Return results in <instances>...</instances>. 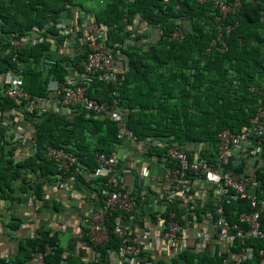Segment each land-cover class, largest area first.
<instances>
[{
	"label": "trees",
	"instance_id": "trees-1",
	"mask_svg": "<svg viewBox=\"0 0 264 264\" xmlns=\"http://www.w3.org/2000/svg\"><path fill=\"white\" fill-rule=\"evenodd\" d=\"M223 1L134 0L129 3L107 0L104 8L94 14V21L108 30L109 45L121 48L127 38H133L137 46L133 50H122L126 67L118 85H107L96 79L88 95L105 101L110 93L117 92L128 127L139 140L167 141V147L148 149L160 162L165 159L167 148L174 144H200L204 147L203 157L210 164L216 163L220 135L227 130L243 135L250 129V121L259 108L264 107V0L243 2L240 11L226 16L217 5ZM70 7L85 10L78 0H0L3 36L34 34L40 37L35 47L0 54V74L14 72L18 62L24 64L26 92L48 99L49 82H65L67 67L79 65L86 58L82 54L75 60L60 59L45 78L37 71L38 64L50 50L49 36L59 35L56 24ZM177 21L188 23L184 40H164L182 26ZM228 27L230 32L226 30ZM153 28L159 31L157 42L142 46V40ZM13 107L11 101L1 99L0 111ZM31 124L35 129L37 151L17 163L15 152L21 145L13 142L11 133L0 128V201L15 199L17 190L33 192L42 199L46 184L55 183L59 174L55 164L45 157L49 147H66L93 173L95 156L98 153L111 155L120 144L116 123L89 119L82 112L49 113L36 117ZM168 166L173 168L171 164ZM256 176L261 181L257 196L264 202V169L257 171ZM102 180L88 183L82 176L78 179L88 192L98 195ZM154 195L150 193L146 199L155 201L157 194ZM210 210L215 213L214 208ZM225 211L226 214L231 211L249 213L252 208L247 201H239L226 206ZM170 212H176L179 218L185 214V210L172 204L168 205L166 216ZM260 214L264 230V208ZM110 218V242L97 249L101 258L88 264H104L110 252H118L120 242L113 234L117 215ZM229 218L233 223L237 221V216ZM11 229L17 231L19 223ZM47 245L55 248L47 257V264H87L71 258L64 261L65 251L56 234L22 240L17 264H29L34 254L44 252ZM246 248H252L257 254L264 249V241H250ZM173 264H222V260L188 249Z\"/></svg>",
	"mask_w": 264,
	"mask_h": 264
},
{
	"label": "built area",
	"instance_id": "built-area-1",
	"mask_svg": "<svg viewBox=\"0 0 264 264\" xmlns=\"http://www.w3.org/2000/svg\"><path fill=\"white\" fill-rule=\"evenodd\" d=\"M132 3L134 0H127ZM184 1V0H180ZM254 3L255 0H225L218 3L220 13L224 16L234 14L241 10L243 2ZM203 2V0H198ZM90 24L85 27L83 37L84 54L86 55L79 65L70 64L65 73V82L52 80L47 86L49 98H39L26 92L24 89L23 69L24 64L18 62L17 70L8 74H0V101L7 99L13 103V108L3 113L13 112L20 116L24 122H32L36 117H42L49 113H59L69 111L72 114L82 112L86 117L108 120L116 123L118 128V139L120 144L111 154L98 153L95 156L96 170L90 172L80 158L66 147H49L45 151L47 160L53 162L59 174L57 181L53 184L61 191L80 192L82 189L88 190L84 184L78 181L82 176L86 182H95L103 179L100 185L99 199L97 204L92 206L84 219V236L95 251V260L101 258L97 251L102 246L110 242L111 216L117 215L113 234L119 240L118 252H112L120 264H133L142 260L143 264H152L148 252L151 245V237L147 234H138L132 228L124 226V220L136 213L139 208L140 196L137 186L127 182L124 172L121 169L122 159L120 150L128 149L129 145L136 152L140 153L144 148H157L160 145L167 147L166 140H156L148 138L139 140L129 129L127 115L123 108L121 99L117 92L110 93L107 100H98L89 97L88 89L96 79H101L104 83L116 86L119 83L118 65L122 55V50H133L137 46L136 39L127 38L121 48L108 44V30L105 26L96 23L89 18ZM127 21L125 20L124 23ZM140 21L137 20L136 24ZM182 25L164 40L183 41L185 38L184 28L188 23L179 22ZM56 30L63 37H72V28L67 26L62 17L56 24ZM227 32H230L228 27ZM159 38L158 29H150L148 37L142 40V46L147 47L155 44ZM40 43V37L34 34L25 36L5 37L0 33V54L8 51L21 52L29 47H35ZM76 57H71L73 60ZM250 129L243 135L234 134L231 131H224L220 135V149L216 154V163L210 164L208 159L203 157L204 147L200 144L181 146L174 144L161 162L164 168V175L159 180L167 186V192L156 195V210L154 217L159 222L158 237L155 241H161L167 246L184 245V251L188 250L187 220L192 217L199 223L204 231L211 234L203 240L204 244L199 245L197 254L208 253L205 251V244L211 242L217 244L222 264H228L229 259L234 257L233 252L239 250V261L250 264H264V249L254 254L250 248H246L248 242L257 240L264 241V230L261 222V210L264 202H260L257 196V188L261 185L258 180L257 171L264 169V107L261 106L256 116L250 121ZM10 125L13 122H9ZM10 125H7L9 128ZM32 134L28 149L31 154L37 151V143ZM19 138H23V132L17 133ZM8 151L5 150V153ZM15 162L25 159V156H15ZM253 159L255 164L248 163ZM230 161H234V169L228 166ZM244 162V163H243ZM168 164L173 165L169 168ZM135 166V163H134ZM244 166L246 170H244ZM241 172L235 169H241ZM134 168V167H133ZM183 178V179H182ZM140 182H152L149 167L142 166L139 172ZM145 195L149 192L145 189ZM177 191V192H176ZM209 192L214 197L212 213H197L191 208L190 201L197 197L202 201L204 194ZM247 201L252 211L247 213L226 214V206L233 202ZM185 202V203H184ZM174 205L185 209L183 217L179 218L176 212H170L166 216L168 205ZM204 214L201 221L200 214ZM151 214V212H150ZM230 215L237 216L235 223L231 222ZM201 221V222H200ZM199 225V226H200ZM192 238L199 240L200 233L195 231ZM54 247L47 245L44 252L34 254L31 262L34 264H47V257L53 253ZM146 257L143 258L142 256ZM140 264V263H139ZM142 264V263H141ZM165 264H172L167 260ZM241 264V263H239Z\"/></svg>",
	"mask_w": 264,
	"mask_h": 264
},
{
	"label": "crops",
	"instance_id": "crops-1",
	"mask_svg": "<svg viewBox=\"0 0 264 264\" xmlns=\"http://www.w3.org/2000/svg\"><path fill=\"white\" fill-rule=\"evenodd\" d=\"M106 1L93 2L92 6L85 7V10L79 7H70L63 16H60L62 17V21L72 28V37L65 38L62 35L49 36L48 43L50 44V50L37 66V71L40 72L42 78L49 75L53 65L58 60L65 57L71 59V57L76 55L73 59L75 60L84 54L83 37L85 35V27L90 24L89 18L94 20V14L104 8ZM124 61V57H121L117 68L119 79L123 76L126 67ZM10 121L13 122L11 125ZM7 125H10V127L8 128ZM0 128L6 131V133H11L13 135V142L21 145V148H17L15 152L16 156L28 157V154L32 153L27 148L31 136L35 132L30 122H24L20 116L14 115L13 112H6L0 115ZM18 132H23V138L17 136ZM127 147L128 149L125 148L124 151H119L122 159L121 169L127 182L137 186L140 205L136 213L124 220L123 224L132 228L138 234H147L152 238L150 247L145 246L146 250L148 248L147 254H149L152 264H165L167 260H171L173 264V261L178 259L181 253L184 252V245L167 246L165 243L161 241L157 242L153 239L159 236L158 228L160 226L156 217H154L157 198L155 197V201L153 198L146 199L150 193L153 196L154 194H164L167 192V186L159 181L164 175V168L157 157L151 155L147 148L138 153L129 145ZM248 163L253 165L255 161L251 159ZM233 165L234 161H230L228 164L230 170L234 169ZM142 166L149 167L151 177L153 178L152 182H146V184L140 182L139 172ZM235 170L241 172L243 168ZM244 170H246L245 166ZM145 189L149 192L147 196L145 195ZM98 199V194L90 193L86 189H82L80 192L61 191L55 184L48 183L44 187V195L40 200L34 196L33 192L21 193L17 190L15 199L0 201V264H17L16 259L20 253V244L25 238L47 237L49 234L50 236L54 234L58 236L59 245L65 251L64 261L67 262L68 258H71L72 261L78 263H93L95 261V251L87 243L84 236V219L89 209L97 204ZM214 200L213 195L206 192L202 201L197 197L192 198L190 206L197 213H200V211L202 213H209L211 212L210 209L214 207ZM180 209L185 210L183 208ZM202 213L200 214L201 221L205 218ZM17 223H19V229L14 231L11 227ZM186 224L189 243L187 249L198 253L199 245L204 244L203 240L211 232L209 229H207L208 231H204V228L195 222L192 217L187 220ZM195 231L200 233V243L198 239L192 238V233ZM204 247L206 252L215 256H220L223 253L220 252L215 242H211L209 245L205 244ZM250 249L254 253V250ZM239 253V250H235L233 252L234 257L229 259L228 264H250L246 263L244 259L239 261V256H236ZM142 257L145 258L146 256L143 255ZM107 261L104 264H120L116 255L112 252L109 253ZM139 263L143 264L144 262L139 259L137 263L133 264ZM29 264L34 263L29 262Z\"/></svg>",
	"mask_w": 264,
	"mask_h": 264
},
{
	"label": "rangeland",
	"instance_id": "rangeland-1",
	"mask_svg": "<svg viewBox=\"0 0 264 264\" xmlns=\"http://www.w3.org/2000/svg\"><path fill=\"white\" fill-rule=\"evenodd\" d=\"M93 2L99 3L100 0H78V3L84 5L85 7L92 6Z\"/></svg>",
	"mask_w": 264,
	"mask_h": 264
}]
</instances>
